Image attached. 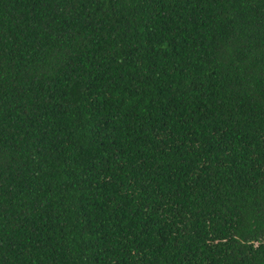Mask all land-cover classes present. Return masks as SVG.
I'll return each instance as SVG.
<instances>
[{
  "label": "trees",
  "instance_id": "obj_1",
  "mask_svg": "<svg viewBox=\"0 0 264 264\" xmlns=\"http://www.w3.org/2000/svg\"><path fill=\"white\" fill-rule=\"evenodd\" d=\"M0 264H264V0H0Z\"/></svg>",
  "mask_w": 264,
  "mask_h": 264
}]
</instances>
